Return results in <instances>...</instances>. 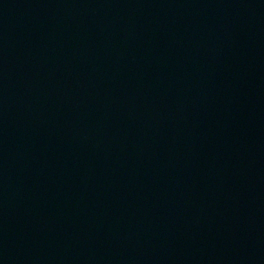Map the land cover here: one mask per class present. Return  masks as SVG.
I'll return each mask as SVG.
<instances>
[{"label": "water", "instance_id": "1", "mask_svg": "<svg viewBox=\"0 0 264 264\" xmlns=\"http://www.w3.org/2000/svg\"><path fill=\"white\" fill-rule=\"evenodd\" d=\"M0 264H264V0H0Z\"/></svg>", "mask_w": 264, "mask_h": 264}]
</instances>
